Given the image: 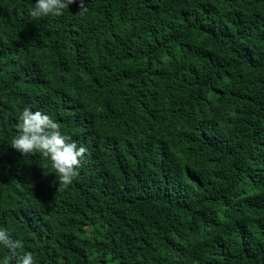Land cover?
Segmentation results:
<instances>
[{
	"label": "trees",
	"instance_id": "obj_1",
	"mask_svg": "<svg viewBox=\"0 0 264 264\" xmlns=\"http://www.w3.org/2000/svg\"><path fill=\"white\" fill-rule=\"evenodd\" d=\"M0 0V226L36 264H264V0ZM25 107L87 148L59 188ZM0 247V257L13 256Z\"/></svg>",
	"mask_w": 264,
	"mask_h": 264
},
{
	"label": "clouds",
	"instance_id": "obj_2",
	"mask_svg": "<svg viewBox=\"0 0 264 264\" xmlns=\"http://www.w3.org/2000/svg\"><path fill=\"white\" fill-rule=\"evenodd\" d=\"M76 0H35L29 6L28 15L34 19L60 17ZM18 131L12 137L10 146L23 156L39 154L46 158L45 167L49 166L58 177L59 188L72 184L79 175V169L85 159L87 148L78 145L72 136L63 131L52 116L42 110L33 111L25 107L17 117ZM10 228L0 226V247L13 256V264H36L31 251L20 253L23 242L13 238ZM0 264H9V256L0 257Z\"/></svg>",
	"mask_w": 264,
	"mask_h": 264
}]
</instances>
